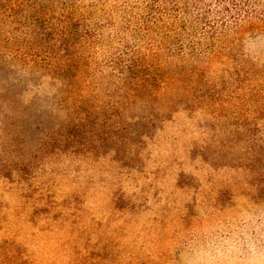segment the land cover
I'll return each mask as SVG.
<instances>
[{"label": "rangeland", "instance_id": "rangeland-1", "mask_svg": "<svg viewBox=\"0 0 264 264\" xmlns=\"http://www.w3.org/2000/svg\"><path fill=\"white\" fill-rule=\"evenodd\" d=\"M0 264H264V0H0Z\"/></svg>", "mask_w": 264, "mask_h": 264}]
</instances>
